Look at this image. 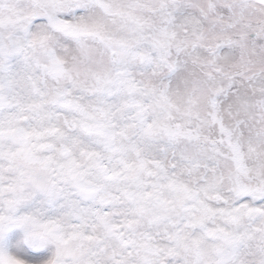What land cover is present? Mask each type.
Listing matches in <instances>:
<instances>
[{
    "label": "snow or ice",
    "instance_id": "obj_1",
    "mask_svg": "<svg viewBox=\"0 0 264 264\" xmlns=\"http://www.w3.org/2000/svg\"><path fill=\"white\" fill-rule=\"evenodd\" d=\"M0 264H264V0H0Z\"/></svg>",
    "mask_w": 264,
    "mask_h": 264
}]
</instances>
